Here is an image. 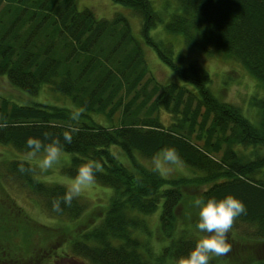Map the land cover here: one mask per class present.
Segmentation results:
<instances>
[{
  "label": "trees",
  "instance_id": "16d2710c",
  "mask_svg": "<svg viewBox=\"0 0 264 264\" xmlns=\"http://www.w3.org/2000/svg\"><path fill=\"white\" fill-rule=\"evenodd\" d=\"M112 1L140 16L146 42L184 85L147 78L144 49L123 15L99 19L92 10H81L78 0H0V77L27 96L49 88L74 104L72 109L22 106L0 96V144L24 156L30 137L45 144L59 138L62 153L71 156L63 174L74 178L82 164L93 162L94 182L114 191L103 222L72 241L63 228L39 225L23 212L0 177V264H59L62 253L93 264H150L136 236L146 230L145 221L136 215L161 207L160 235L169 246L157 260L178 261L205 235L195 229L198 220L194 233H177L181 192L169 186L185 183L207 187L200 199L232 195L241 200L246 212L233 226L249 228L247 240L264 242V97L252 100L261 115L256 126L214 94L205 68L197 63L182 67L169 46L151 40L150 25L160 20L152 0ZM172 1L168 35L182 37L190 52L239 63L264 91V0ZM76 110L78 123L70 120ZM70 125L79 130L68 144L63 133ZM167 151L201 176L169 180L144 165ZM8 171L46 200L54 215L76 221L84 214L78 197L54 211L53 200L66 188L36 180L30 162L13 161ZM30 246L38 248L24 250Z\"/></svg>",
  "mask_w": 264,
  "mask_h": 264
},
{
  "label": "rangeland",
  "instance_id": "374dc122",
  "mask_svg": "<svg viewBox=\"0 0 264 264\" xmlns=\"http://www.w3.org/2000/svg\"><path fill=\"white\" fill-rule=\"evenodd\" d=\"M152 1L160 20L153 21L152 25H150L151 40L156 43H162L163 47L169 46L168 48L174 51V60L178 61L182 67L187 68L192 63H197L205 68L210 74L212 80L210 88L214 94L224 102L241 109L243 114L254 125H259L261 115L253 106L252 102L253 99L264 97V91L259 83L239 63L233 60L226 59L218 54L207 56L190 52L186 49L182 37L168 35L167 26L170 23V16L175 9L174 2L172 0ZM78 4L81 10H92L99 19L112 20L116 15L126 17L131 25L134 37L144 49L149 65L147 78H152L163 85L171 83L184 85L179 76L161 59L157 49L146 42V38L142 34L143 20L131 8L116 4L112 0H78ZM0 96L22 106L50 104L64 108H74V104L70 99L51 91L49 88H44L38 96L30 97L13 88L6 78L1 77ZM165 120L168 123L172 121L168 116ZM70 157L69 154L62 153L59 162L51 169L41 170L39 167V159L42 158V154L36 158L27 159L26 155L23 156L17 153L12 147L0 144V177L3 180L1 184L6 189L5 191L16 200L17 206L23 212L25 211L33 217L39 225L43 224L53 228H63V231H67L68 235H70V240L74 241V237H80L83 232L84 234H88L103 222L104 213L109 207L114 191L95 182L90 184L78 197L79 202L85 206L84 214L80 219L71 221L64 215H54L48 209L46 200L44 201L41 196L32 193L23 181L17 180L8 171V167L10 164L12 165L13 161H28L36 170L34 173L36 180L48 185H61L67 188L74 179L63 174V170L70 161ZM144 165L148 168L158 169L161 175L169 180L182 181V179H194L201 176V174H196L191 171L190 168L186 167L178 159L172 158V160H168L162 155L152 161L145 160ZM169 188L172 190L180 189L181 192V200L176 209L178 218L177 233L178 231L181 233L183 230L194 233L192 225L198 220V209L194 208L192 204L195 199H200L203 191L207 187L195 185L194 183L191 185L185 183L179 187L169 186ZM161 208L157 212L149 215L137 213L136 218L145 221L146 230L136 233V236L142 240V254L144 253L148 257L149 263L151 261L154 264H177L176 260H172L169 257V259L160 258L159 261L157 260L160 251L169 244L160 235ZM247 233H251V230L244 225L233 226L227 234V242L228 240L230 241L228 242L230 251L220 257L214 256L209 264H225L224 261L232 264H251L249 263L250 260L264 264V242L247 240L245 236ZM40 235L43 237V234ZM37 236L38 234L33 235L36 239ZM239 236H243L245 239H240ZM32 242L33 246H35L36 240H32ZM42 246H44V243H42ZM36 248L38 247L30 246L25 247L24 250H34ZM70 252L68 250V254ZM60 257L61 262L59 264H93L88 260H84L82 256L71 260L66 254L62 253ZM62 258L64 259L63 261Z\"/></svg>",
  "mask_w": 264,
  "mask_h": 264
},
{
  "label": "clouds",
  "instance_id": "9594fccd",
  "mask_svg": "<svg viewBox=\"0 0 264 264\" xmlns=\"http://www.w3.org/2000/svg\"><path fill=\"white\" fill-rule=\"evenodd\" d=\"M80 118L79 110L70 113L71 121L78 123ZM78 130L77 127L70 125L69 130L63 133V141L70 144L73 133L78 132ZM44 136L46 140L49 138L48 133H45ZM26 146L29 149L26 153L27 159L36 158L42 154V158L39 159L41 170L51 169L61 159L63 146L59 138H53L50 143L45 144L39 138L30 137ZM173 155L171 151L165 152V158L168 160H172ZM94 168L93 162L82 164L78 168L77 175L67 186L64 195L53 200L54 211H61L62 204L70 206L73 200L94 182ZM19 170L25 171L23 165L20 166ZM192 206L198 209V222L195 224V229L205 235L197 241L195 248L187 257L178 259L177 264H209L214 256L220 257L230 251L227 234L236 218L246 212V207L241 200L232 195L221 200L197 198Z\"/></svg>",
  "mask_w": 264,
  "mask_h": 264
}]
</instances>
